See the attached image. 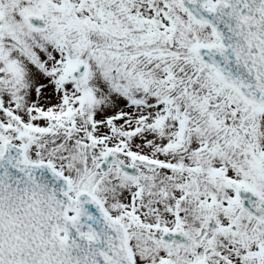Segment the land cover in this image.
<instances>
[{
    "label": "snow or ice",
    "instance_id": "1",
    "mask_svg": "<svg viewBox=\"0 0 264 264\" xmlns=\"http://www.w3.org/2000/svg\"><path fill=\"white\" fill-rule=\"evenodd\" d=\"M0 264H264V0H0Z\"/></svg>",
    "mask_w": 264,
    "mask_h": 264
}]
</instances>
